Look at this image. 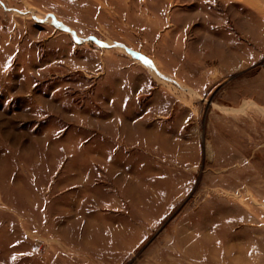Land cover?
Returning a JSON list of instances; mask_svg holds the SVG:
<instances>
[{
	"label": "rangeland",
	"instance_id": "374dc122",
	"mask_svg": "<svg viewBox=\"0 0 264 264\" xmlns=\"http://www.w3.org/2000/svg\"><path fill=\"white\" fill-rule=\"evenodd\" d=\"M0 264H264V0H0Z\"/></svg>",
	"mask_w": 264,
	"mask_h": 264
}]
</instances>
